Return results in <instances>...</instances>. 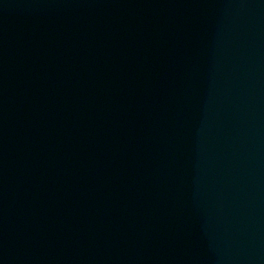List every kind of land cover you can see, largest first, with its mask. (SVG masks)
<instances>
[{"label":"water","instance_id":"obj_1","mask_svg":"<svg viewBox=\"0 0 264 264\" xmlns=\"http://www.w3.org/2000/svg\"><path fill=\"white\" fill-rule=\"evenodd\" d=\"M0 264H264V0H0Z\"/></svg>","mask_w":264,"mask_h":264}]
</instances>
